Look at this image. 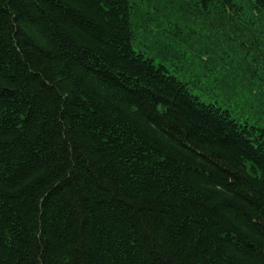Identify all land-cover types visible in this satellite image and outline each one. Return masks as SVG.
Returning a JSON list of instances; mask_svg holds the SVG:
<instances>
[{
	"label": "trees",
	"instance_id": "1",
	"mask_svg": "<svg viewBox=\"0 0 264 264\" xmlns=\"http://www.w3.org/2000/svg\"><path fill=\"white\" fill-rule=\"evenodd\" d=\"M0 264H264V0H0Z\"/></svg>",
	"mask_w": 264,
	"mask_h": 264
},
{
	"label": "rangeland",
	"instance_id": "2",
	"mask_svg": "<svg viewBox=\"0 0 264 264\" xmlns=\"http://www.w3.org/2000/svg\"><path fill=\"white\" fill-rule=\"evenodd\" d=\"M204 97H202V99H203ZM236 111H239L240 112V114H239V116H240V120L241 121H243L244 122V119H245V121H247V122H249V123H254V121H255V119H254V117H252L251 115V112L250 111H247V112H245L244 110H241V109H236Z\"/></svg>",
	"mask_w": 264,
	"mask_h": 264
}]
</instances>
